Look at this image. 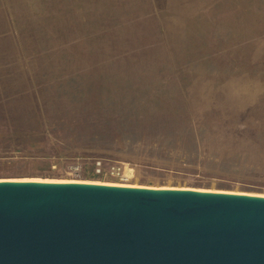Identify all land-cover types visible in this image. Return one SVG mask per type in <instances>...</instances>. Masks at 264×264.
I'll return each instance as SVG.
<instances>
[{"label": "rangeland", "instance_id": "rangeland-1", "mask_svg": "<svg viewBox=\"0 0 264 264\" xmlns=\"http://www.w3.org/2000/svg\"><path fill=\"white\" fill-rule=\"evenodd\" d=\"M262 10L0 0V180L264 195Z\"/></svg>", "mask_w": 264, "mask_h": 264}, {"label": "water", "instance_id": "water-1", "mask_svg": "<svg viewBox=\"0 0 264 264\" xmlns=\"http://www.w3.org/2000/svg\"><path fill=\"white\" fill-rule=\"evenodd\" d=\"M0 264H264V195L2 179Z\"/></svg>", "mask_w": 264, "mask_h": 264}, {"label": "bare ground", "instance_id": "bare-ground-1", "mask_svg": "<svg viewBox=\"0 0 264 264\" xmlns=\"http://www.w3.org/2000/svg\"><path fill=\"white\" fill-rule=\"evenodd\" d=\"M261 11V10H260ZM262 11H264V10H262Z\"/></svg>", "mask_w": 264, "mask_h": 264}]
</instances>
